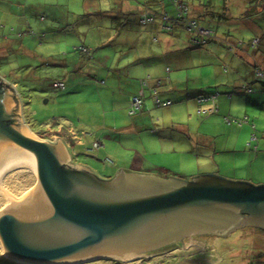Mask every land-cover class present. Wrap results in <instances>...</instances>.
I'll return each mask as SVG.
<instances>
[{
  "label": "water",
  "instance_id": "water-1",
  "mask_svg": "<svg viewBox=\"0 0 264 264\" xmlns=\"http://www.w3.org/2000/svg\"><path fill=\"white\" fill-rule=\"evenodd\" d=\"M2 83L0 249L10 260L117 261L191 234L264 228V185L214 175L164 180L122 170L105 181L68 164L60 141L40 139L23 124L17 92Z\"/></svg>",
  "mask_w": 264,
  "mask_h": 264
},
{
  "label": "crops",
  "instance_id": "crops-1",
  "mask_svg": "<svg viewBox=\"0 0 264 264\" xmlns=\"http://www.w3.org/2000/svg\"><path fill=\"white\" fill-rule=\"evenodd\" d=\"M18 1L21 0L11 2L13 7H16L18 15L35 14L37 9L43 7L45 11L48 6L45 4L46 0H25L20 2L22 5L17 4ZM110 1L111 4L119 5L120 12L122 9L126 13L133 11L129 0ZM145 1L151 6L160 7L156 11L159 14L168 12L174 17V8L170 3L167 6L166 0ZM254 3L255 0H226L221 11H213L206 0H190V10L193 9L195 16L202 15L203 18L199 17L200 22L213 29L215 33V38L200 46L201 48L189 44L188 35L180 23H173L171 32H167L172 36L160 33L162 29L159 18L155 19L154 24H149L152 36L163 35L158 40L154 37L148 38L151 43L159 42L158 48H152L149 43L142 47L135 43L131 51L120 56L114 69L116 71L113 72L109 68L106 81H102L103 84L99 83V86L105 87L104 93L100 95L104 115L111 113L120 115L125 112L127 117L129 98L137 96L142 91L140 80H148V92L144 93L145 104L142 111L134 117L128 116L127 125L118 128L114 124L115 128L109 129L110 133L115 134L114 137L108 134V128L93 135L102 144L97 151L98 157L103 155L104 158L109 157L108 141L119 142V147L114 145L113 148L114 161L117 162H113L111 167L108 164L107 168L96 167L92 170L84 164L76 165L94 175L95 172L100 175L110 168H115L119 163H126L127 166H120L116 172L122 170L125 174H139L133 170V166L144 167L147 161H153L157 156H162V161H219L216 166L217 172L208 170L197 175H214L230 181L250 183L243 179H229L225 175L228 172L238 175L239 170L245 169L244 164L241 166L243 163L241 161H250L249 168H246L249 170L251 164L261 162L255 169L257 173L264 166V132H259L256 143H248L258 129L256 120H259L260 113H264V86L257 82L254 76L256 68L264 70V11L243 18L248 6ZM48 10L56 13L57 21L68 19H63L64 15L59 19L60 16L57 15L54 6H50ZM143 11L148 10H140L138 14ZM210 13L214 16H209ZM115 14L111 13L112 16ZM49 23L50 26H54V23ZM3 27L5 29V26ZM255 40L257 43L252 46ZM227 43L229 47L226 46ZM153 87L157 91L159 101H170V107L164 109L154 107L150 93ZM213 94L217 95L215 99L217 113L199 115V107L210 109L212 104L199 105L196 99ZM225 117L242 123L228 124L224 120ZM62 131L64 130H60L59 133ZM64 132L66 135L68 132L77 135L76 131L69 127ZM72 138L62 136L60 141L70 159L72 157L68 147L83 146L71 143ZM87 138H90L91 142L92 137ZM96 139L93 141H97ZM131 139L134 141L127 142ZM252 146L257 147L256 152L251 150ZM145 175L179 181L175 175L172 177L153 173ZM109 177L105 178L110 179ZM257 185L264 184L258 182Z\"/></svg>",
  "mask_w": 264,
  "mask_h": 264
},
{
  "label": "rangeland",
  "instance_id": "rangeland-1",
  "mask_svg": "<svg viewBox=\"0 0 264 264\" xmlns=\"http://www.w3.org/2000/svg\"><path fill=\"white\" fill-rule=\"evenodd\" d=\"M16 1L0 0V77L19 96L23 124L35 136L49 142H54V138L50 137L53 135L70 138L71 133L68 132L69 134L66 135L64 132L68 127L76 131L75 136L82 139L84 137L83 146L68 147L72 157V162L69 160L68 164L80 163L92 170L96 167L107 168L105 158L116 163L113 148L114 145L119 147V142L108 141L107 151L113 154L107 153L109 157L104 158V155L98 157L97 151L89 150V145L96 139V136H93L96 132H104L108 128V134L114 137L115 134L109 132V129L115 128L114 124L119 128L129 123V117H126L125 112L120 115H112L113 113L104 115L100 95L104 93L105 87L99 86V83L106 81L109 68L113 72L116 71L114 69L120 56L131 51L135 43L141 47L149 43L152 48H158L159 42L151 43L148 38L154 37L158 40L163 35L152 36L150 25H139L136 15L140 10L157 11L160 7L151 6L145 0H129L133 15L120 16L119 5L111 4L110 0H67V2L46 0L45 4L54 6L58 16L64 15L63 19H69L60 23V25L67 23L68 28L71 29L64 33L47 28L45 25L42 27L37 14L18 15L16 7L11 3ZM210 2L213 11H221L224 0H210ZM166 5L168 6V1ZM93 12L103 13L95 15ZM113 12L118 13L106 18ZM28 20L31 21V25L26 27ZM24 21L25 24L22 26ZM30 30L37 34L44 30L45 39L39 41L38 38L30 36L28 34ZM160 33L170 35L162 30ZM81 46L92 50L91 59L86 58L85 52L75 51ZM57 82L64 83L66 89L61 91L54 88L53 84ZM10 84H16V87ZM260 115L259 120H256L258 125L254 134L256 140L259 132H264V113ZM60 130L64 131L59 133ZM86 137H92L91 142L90 138L86 139ZM256 140L251 141L250 137L248 143H256ZM133 141L127 140V142ZM251 150L253 151L252 148ZM218 162L162 161V156H157L153 161H147L144 167L133 166V170L144 175L150 173L170 177L175 175L179 181L189 182L192 178L198 177L199 173L208 170L217 172ZM241 162H243L241 166L244 164V167L249 168L250 161ZM260 163L251 164L250 170L246 168L239 170L238 175L228 172L225 176L233 180L243 179L253 186H260L257 183L264 184V166L259 173L255 170L261 165ZM123 165L127 166L126 163H119L115 168H108L107 172L100 175L95 172V176L107 181L109 179L105 177L114 178L116 170ZM3 261L22 264L10 260L0 249V264ZM110 261L120 264H264V228L247 225L245 228L237 229L233 234L224 236L191 234L185 236L183 241L173 242L145 255L133 256L130 261ZM114 262L109 263L103 258H98L79 264H114Z\"/></svg>",
  "mask_w": 264,
  "mask_h": 264
},
{
  "label": "trees",
  "instance_id": "trees-1",
  "mask_svg": "<svg viewBox=\"0 0 264 264\" xmlns=\"http://www.w3.org/2000/svg\"><path fill=\"white\" fill-rule=\"evenodd\" d=\"M166 1H168V3H170V5L174 8V17H172V16H170L169 15V13L168 12H165V13H162V14H159L158 12H156V11H143V12H146V13H149L150 14V17L151 18H153V22L151 23V24H154L155 22L154 21H156L155 19L156 18H159L160 19V28L162 29V31H164V33H167V32H171L170 30L172 29V24L174 23V24H176V23H180V24H182V27H183V29H184V31H186V33H187V35H188V42H189V44L191 45V46H193V47H200V46H202L203 44H193V43H191V37H193L194 36V34H193V32H188L187 31V29H186V27H187V25H188V23L189 22H194L197 26H199V27H202V28H204V29H208V30H210L211 32H212V36H211V38H209L207 41H206V43L207 42H210V41H212L214 38H215V33H214V31H213V29H211L210 27H207L206 25H204V24H202L201 22H200V18L202 17L203 18V16L201 15H199V17L198 16H195V13L194 12H192V10H190V5H189V2H190V0H166ZM226 0H224V2H225ZM255 2L256 3H254L253 5H251V6H248V8H247V10H246V12L244 13V19H246V18H249V17H252V16H254V15H257V14H259V11L260 12H263L264 11V0H259V1H257V0H255ZM258 2V3H257ZM210 3V4H209ZM17 4H20V5H22V3H17ZM207 4H209L208 6H210V7H212V8H210V10H213V5H211L212 3L210 2V1H207ZM223 5H224V3H223ZM222 5V6H223ZM47 7V10L45 9V11L43 10V7L41 8V9H37V13L36 12H34L35 14H37L38 16V19H39V21L42 23V27H43V25H45L47 28H51V29H56L57 31H62V32H68V31H70L71 29H69L68 28V24L66 23V22H64V23H66L65 25L64 24H61L60 25V23L63 21V20H61V21H57V16H56V13L54 14V13H52L50 10H48L49 8H50V6H46ZM57 11V10H56ZM119 12V14H120V16H125V15H127V14H129V16L131 15H133V11L132 12H130V13H126L123 9L121 10V12L120 11H118ZM143 12H141V13H143ZM45 13V14H44ZM102 13L103 12H93V14H95V15H102ZM141 13H137V15H136V18H137V22H138V24L139 25H141L140 24V16H141ZM89 14H91V13H89ZM117 14V13H116ZM23 16H28V15H26V13H24V14H22ZM53 15H54V17H53ZM57 15H59L58 13H57ZM209 16H214L213 14H211L210 13V15ZM109 18H111L112 17V15L110 14L109 16H108ZM164 17H166L167 19L166 20H164ZM51 18H53V19H51ZM59 18V17H58ZM62 17H60L59 19H61ZM54 20V21H53ZM66 20H69V19H66ZM48 22H53L54 24H56V26H50L49 24L50 23H48ZM52 23V24H53ZM24 24H25V21H24ZM23 24V25H24ZM22 25V26H23ZM27 25H31V21L30 20H28V22H27V24H26V27H27ZM147 25H149V24H147ZM4 26V25H3ZM2 26V28L4 29V27ZM163 27H164V29H163ZM70 28H72V25H70ZM168 28V29H167ZM42 32L40 33V34H37V33H35L33 30H30L29 32H28V34L30 35V36H32V37H36V38H38L39 39V41H41L42 39H45V32H44V30H41ZM21 35V34H20ZM19 37H21V36H19ZM205 44V43H204ZM226 46L227 47H229V44L227 43L226 44ZM81 47L83 48V50L81 49ZM81 47H79V49L77 48V49H75V51H82V52H85L86 53V58H88V59H91L92 57H93V53H92V50H90V49H88V48H85L84 46H81ZM257 69V68H256ZM255 69V70H256ZM262 70V69H261ZM264 71V70H263ZM2 81L3 82H6L4 79H2L1 77H0V86L1 85H3V83H2ZM143 81H147L148 82V80L147 79H142V80H140V85L142 86V88H141V90L143 89V92L145 93V91H147L148 89V87L146 86V87H144L143 85H142V82ZM257 81V80H256ZM257 82H259V83H261L263 86H264V82H261V81H257ZM64 84V83H63ZM66 89V86H64V88L62 89V90H65ZM61 90V91H62ZM148 92V91H147ZM147 94V93H146ZM138 95V94H137ZM144 100H143V106H144ZM142 111V110H141ZM111 166V165H110ZM105 262H109V263H112V262H114V261H110V260H105ZM1 264H11V263H9L8 261H3ZM114 264H120V263H116V262H114Z\"/></svg>",
  "mask_w": 264,
  "mask_h": 264
},
{
  "label": "built area",
  "instance_id": "built-area-1",
  "mask_svg": "<svg viewBox=\"0 0 264 264\" xmlns=\"http://www.w3.org/2000/svg\"><path fill=\"white\" fill-rule=\"evenodd\" d=\"M140 17H141L140 18V24L141 25L151 24L153 22V18L150 17V14L149 13L143 12V13H141V16ZM166 19L167 18L164 17V20H166ZM163 29H164V27H163ZM186 29H187L188 32H193V34H194V36L191 37V43H193V44H198L199 42H200L199 44H204L212 36V32L210 30L204 29L202 27H199L194 22H189L188 25H187V27H186ZM256 43H257V40H255L253 42L252 46H254ZM81 49L83 50L82 47H81ZM254 76H255V78H256L257 81L264 82V71L261 70L260 68H257L254 71ZM100 84H103V82H101ZM142 85L144 87H146V86H148V82L147 81H143L142 82ZM55 86H58L59 88H61V90L64 88L63 83H58ZM151 92L153 94H155V90H151ZM143 100H144V92H143V89H142V91L139 92V94L137 96H133L132 98H130V101H129L130 102L129 103V111H128V113H129L128 116L129 117L136 116L137 114H139L141 112L142 107H143ZM196 100H197V103L199 105H203V104H207V103H211L212 104V106H211L210 109H204L202 107H199V109H198V114L199 115H210V114L217 113L218 109H217V106L215 104V97L213 95L201 96V97L197 98ZM168 102L169 101H166V103H168ZM154 103L156 105H159V101H158V99L156 97L154 98ZM225 121L228 124H230L232 122H236V121H232V120H230L228 118ZM51 137H53L54 139H56L55 136H51ZM72 139H74V138H72ZM74 140H75V142L77 144H81L82 143V138H77V139H74ZM252 140H256V137H255L254 134H252V136H251V141ZM101 146H102V144H101L100 141H93L92 144L89 147L90 148L89 150H90V152L98 151V149ZM252 149H253V152H256L257 151V147L256 146H253ZM104 161L107 164H109V165H112L113 164V161H110L107 158H105Z\"/></svg>",
  "mask_w": 264,
  "mask_h": 264
},
{
  "label": "bare ground",
  "instance_id": "bare-ground-1",
  "mask_svg": "<svg viewBox=\"0 0 264 264\" xmlns=\"http://www.w3.org/2000/svg\"><path fill=\"white\" fill-rule=\"evenodd\" d=\"M58 83H62V82H57V83H54L53 84V86H54V88H56V89H59V90H61V88H59L58 86H55L56 84H58ZM10 85H12V86H15L16 84H10ZM64 86H66L65 84H63ZM157 85H159V84H157ZM16 87V86H15ZM151 90H155V94H153L151 91H150V93H151V95H152V101H153V104H154V107H156V108H162V109H164V108H168V107H170L171 106V102L169 101L168 103H166V101L165 102H160L159 101V99H158V97H157V95H156V89H155V87H153V88H151ZM213 96L215 97V99H216V97H217V95H215V94H213ZM133 96H131L130 98H132ZM157 98L158 99V101H159V105H156L155 103H154V98ZM130 98H129V101H130ZM166 103V104H165ZM165 104V105H164ZM134 117V116H133ZM227 119V117H225L224 118V120H226ZM234 121H236V120H234ZM226 122V121H225ZM237 122H239L238 124H241L242 122L241 121H236V122H233V123H237ZM254 129V128H253ZM51 130V129H50ZM71 133V132H70ZM54 136V135H53ZM51 137V136H50ZM56 137V136H55ZM71 138L73 137V138H79V137H77V136H75V135H72L71 134V136H70ZM81 138V137H80ZM51 139H53V138H51ZM58 140H60V139H58ZM77 159V158H76ZM75 159V160H76ZM70 162H71V159H70ZM2 251V250H1ZM3 253V252H2ZM3 255H5V254H3ZM118 260H122V261H130L131 259H133V257H131V258H129V259H124V258H117ZM91 261H93V260H91ZM16 262V261H15ZM89 262V261H88ZM82 263H84V262H82ZM74 264H79V263H74Z\"/></svg>",
  "mask_w": 264,
  "mask_h": 264
},
{
  "label": "flooded vegetation",
  "instance_id": "flooded-vegetation-1",
  "mask_svg": "<svg viewBox=\"0 0 264 264\" xmlns=\"http://www.w3.org/2000/svg\"><path fill=\"white\" fill-rule=\"evenodd\" d=\"M55 138H56V141H55L54 143L59 142V141L62 140V137H57V136H56ZM58 138H59L60 140H57Z\"/></svg>",
  "mask_w": 264,
  "mask_h": 264
},
{
  "label": "clouds",
  "instance_id": "clouds-1",
  "mask_svg": "<svg viewBox=\"0 0 264 264\" xmlns=\"http://www.w3.org/2000/svg\"><path fill=\"white\" fill-rule=\"evenodd\" d=\"M72 142H73V143H75V144H77V143L75 142V140H74V139L72 140ZM81 144H82V143H81Z\"/></svg>",
  "mask_w": 264,
  "mask_h": 264
}]
</instances>
